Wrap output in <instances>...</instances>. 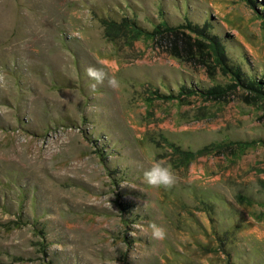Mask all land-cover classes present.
Wrapping results in <instances>:
<instances>
[{"label":"rangeland","instance_id":"1","mask_svg":"<svg viewBox=\"0 0 264 264\" xmlns=\"http://www.w3.org/2000/svg\"><path fill=\"white\" fill-rule=\"evenodd\" d=\"M125 19L264 80V0H0V264H264V104Z\"/></svg>","mask_w":264,"mask_h":264},{"label":"trees","instance_id":"2","mask_svg":"<svg viewBox=\"0 0 264 264\" xmlns=\"http://www.w3.org/2000/svg\"><path fill=\"white\" fill-rule=\"evenodd\" d=\"M105 22V21H103ZM111 23L113 26L130 27L133 32L142 33L146 36L157 38L162 35H168L170 46L166 51L183 61H192L196 57H206L218 70L223 74H228L234 81V84L239 86L241 89L248 91V94L243 95V100L248 103L264 104V80L259 79L256 82H247L241 79L242 73L236 66H231L228 63L226 52L223 44L220 40L213 35L205 34L201 30H195L196 32L186 33L184 30L174 26H155L151 31H145L144 28L133 25L131 21L125 19L122 23L115 24L114 22H108L106 25ZM122 24V25H121ZM150 33V34H149ZM195 36H194V35ZM181 44V46H179ZM214 67V68H215ZM232 83V82H231ZM234 84H229L233 86ZM228 85V86H229ZM227 86V87H228ZM226 87L214 86L209 89L202 91L205 97L216 98L227 94Z\"/></svg>","mask_w":264,"mask_h":264},{"label":"clouds","instance_id":"3","mask_svg":"<svg viewBox=\"0 0 264 264\" xmlns=\"http://www.w3.org/2000/svg\"><path fill=\"white\" fill-rule=\"evenodd\" d=\"M87 74L89 77L94 79L97 83H102L104 80L105 74L102 71L89 68L87 70ZM111 84L115 85V81H110ZM94 86V85H93ZM145 181L152 186L156 187H171L176 182V175L173 169L170 166L163 165L161 163H153L151 167H149L143 173ZM151 227V236L156 240H164L167 235V230L162 225H158L156 223H152Z\"/></svg>","mask_w":264,"mask_h":264}]
</instances>
